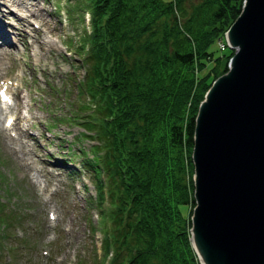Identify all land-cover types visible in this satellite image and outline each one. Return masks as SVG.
I'll return each instance as SVG.
<instances>
[{
  "label": "trees",
  "instance_id": "obj_1",
  "mask_svg": "<svg viewBox=\"0 0 264 264\" xmlns=\"http://www.w3.org/2000/svg\"><path fill=\"white\" fill-rule=\"evenodd\" d=\"M86 1L81 101L68 117L94 141L82 154L95 178L92 264H199L188 239L192 183L179 172L192 171L197 104L226 69L223 32L242 0Z\"/></svg>",
  "mask_w": 264,
  "mask_h": 264
},
{
  "label": "rangeland",
  "instance_id": "obj_2",
  "mask_svg": "<svg viewBox=\"0 0 264 264\" xmlns=\"http://www.w3.org/2000/svg\"><path fill=\"white\" fill-rule=\"evenodd\" d=\"M6 1L20 3L28 18H39L43 28L49 30V25L54 30L52 39L38 49L34 44L35 48L31 45L28 49L36 32H20L24 37L14 32L12 48L7 52L12 59L7 73L13 77L21 73L11 108L18 115H29L27 122L34 138L21 134L8 138L0 128V264H92L94 245L98 251L100 235L93 205L95 178L91 168L81 163L80 154L82 149L91 156L90 143L94 141L80 133L83 128L68 117L74 109L79 112L76 107L81 101L76 86L85 61L81 62L79 52L76 54L70 48L83 32L84 16L81 20L78 11H71V20L68 14L61 15L62 0ZM74 3L69 6L74 7ZM85 9L80 10L84 13ZM28 18L22 20L23 25L34 30ZM36 34L40 39L42 33ZM66 36L71 43L66 42ZM22 40L23 48L18 44ZM7 48L10 46L3 47ZM11 144L19 156L13 154ZM46 151L52 152L50 160L43 158ZM69 166L75 170L68 171ZM179 176L183 180L190 177L192 183V171L189 174L188 168ZM86 195L91 196V204L85 202ZM50 210L55 214L52 220ZM49 230L51 236L47 239L45 232ZM188 239L190 243L189 226ZM195 256L198 259L196 253Z\"/></svg>",
  "mask_w": 264,
  "mask_h": 264
},
{
  "label": "water",
  "instance_id": "obj_3",
  "mask_svg": "<svg viewBox=\"0 0 264 264\" xmlns=\"http://www.w3.org/2000/svg\"><path fill=\"white\" fill-rule=\"evenodd\" d=\"M223 36L193 121L190 243L200 264H264V0H242Z\"/></svg>",
  "mask_w": 264,
  "mask_h": 264
},
{
  "label": "bare ground",
  "instance_id": "obj_4",
  "mask_svg": "<svg viewBox=\"0 0 264 264\" xmlns=\"http://www.w3.org/2000/svg\"><path fill=\"white\" fill-rule=\"evenodd\" d=\"M19 5V4H18ZM25 36V35H24Z\"/></svg>",
  "mask_w": 264,
  "mask_h": 264
}]
</instances>
